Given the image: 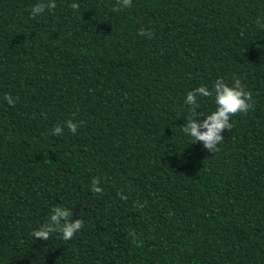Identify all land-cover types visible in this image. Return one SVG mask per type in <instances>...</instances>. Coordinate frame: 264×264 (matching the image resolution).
<instances>
[{
	"label": "trees",
	"instance_id": "16d2710c",
	"mask_svg": "<svg viewBox=\"0 0 264 264\" xmlns=\"http://www.w3.org/2000/svg\"><path fill=\"white\" fill-rule=\"evenodd\" d=\"M38 2L0 0V264H264V0H55L33 18ZM217 78L255 104L209 153L180 127ZM55 206L83 228L34 239Z\"/></svg>",
	"mask_w": 264,
	"mask_h": 264
},
{
	"label": "clouds",
	"instance_id": "9594fccd",
	"mask_svg": "<svg viewBox=\"0 0 264 264\" xmlns=\"http://www.w3.org/2000/svg\"><path fill=\"white\" fill-rule=\"evenodd\" d=\"M132 0H117V6L113 7V12H119L124 8H130ZM70 7L73 10H78V3H71ZM55 0H39L38 3L32 6L30 16L35 18L41 15L46 9L55 10ZM259 27L264 28V23H261L260 18H257ZM138 35H147L151 37V31L143 28L138 30ZM212 97L216 105L215 110L210 114L203 115L197 111V97ZM4 100L12 106H15V100L9 94H5ZM184 103L189 106L190 111L184 125L180 127L183 134L190 137L192 143L202 142L203 147L209 152L214 153L219 151L218 145L224 141L225 131L232 128L230 118L237 114H247L254 107L252 93L245 90L244 85L239 78L234 79L229 86L223 79L217 78L211 90L207 86L201 85L186 94ZM203 116V119H195V117ZM69 132L75 134L78 124L72 120L64 122ZM82 123V122H81ZM63 127L57 124L52 129V135L61 136ZM98 178H93L91 182V191L96 194H102L103 188L99 186ZM119 195V193H118ZM121 199L127 197L121 195ZM72 209L64 206H55L52 209L51 215L47 223L42 224L38 229L33 230L32 236L34 239L48 240L52 238L54 233L60 234L65 241L71 240L73 236L83 228L82 219H72ZM129 236L132 237V243L137 244L135 233L130 231Z\"/></svg>",
	"mask_w": 264,
	"mask_h": 264
}]
</instances>
